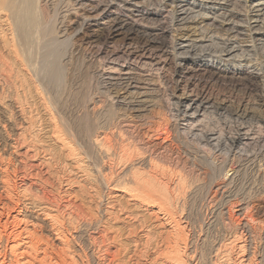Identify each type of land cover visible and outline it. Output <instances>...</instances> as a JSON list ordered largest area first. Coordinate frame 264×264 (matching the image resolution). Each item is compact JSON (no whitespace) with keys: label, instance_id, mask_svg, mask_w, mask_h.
<instances>
[{"label":"rangeland","instance_id":"obj_1","mask_svg":"<svg viewBox=\"0 0 264 264\" xmlns=\"http://www.w3.org/2000/svg\"><path fill=\"white\" fill-rule=\"evenodd\" d=\"M0 1L3 2L5 0H3V1L0 0ZM8 1L11 2V0H6V3H9ZM34 1H35V3H34ZM69 1H70V3H69ZM74 1H72V0H33L32 1L33 4L37 3L34 6H35V8H36V6L38 8V9L36 8L37 9L36 11H38V12H36V16H37V14L40 15V16L39 15L37 16L39 18L38 26L42 28V29L39 28V32L41 35L44 36V38L41 35L37 36L38 39L34 41L35 43L32 46V48L34 47V51L31 50V48L28 49V52H30V54L29 53L28 54L30 56H32L31 57L32 60L30 59L29 55H28V57L26 56L27 58L24 55L22 56L23 52H24V54L26 52V55H27V51L23 50L21 48L23 51L22 52L21 49L18 48L20 44L18 42L17 37H16V39H15V36L14 37L11 36V38H9L10 36H7L8 39L5 37L6 40H8L7 41L8 47H6L4 50L2 49L3 52L1 51V53L3 54L2 58L7 65L5 66L4 64H0V102H1L0 104L2 106V108L0 106V166L1 167H7L9 169H11V168L16 169L17 177L15 179L13 178V180H14L13 184H15L14 187L16 190H18V191L21 190V192L23 193V195H22V193L18 194L20 197L17 195L16 198L20 199V203H23L24 201L22 199L23 198L25 199L26 196H29V194H30L29 197H32V196L39 197L40 194L42 196L43 192H44L43 194H45L46 196H49L52 193L58 194L59 192H66L67 191L66 194H70V195L69 196L67 195L65 200L66 199H67L66 201L71 200V202L73 201V203H74L75 198L73 196H75V197L80 196V198L81 197L85 198L87 196V193H88L89 196L87 198H89L92 194H95L98 190L99 191L101 190L100 184H94V181L89 180L91 178V175L89 178H86V181H84V182L83 181L80 182L78 180L77 182L73 181V183L69 184V185H67L68 183L67 184L65 183V185L63 184L67 177L62 176L61 174H63V172L65 171V167H67L74 160L71 158H68V156L67 157L64 156L65 158L62 157L61 159L57 156V155H60L59 149H60V144L62 145V143L58 138H56L57 140H55V137H58V136L51 135L50 132H48V131H49V129H52V128L55 129L54 127H57L56 129H58V130L52 129V131H57L58 133H60L62 135V137L65 135V138L64 137L63 138L68 140V143H70V146H73L76 149H79L80 152H84L85 151L84 149L87 146L86 151H88V152L85 151V153L86 154L88 153L87 156L89 157L88 159L91 162V165L93 168V169H91V168H89V169L92 170V174H94L95 172L98 173L99 177L96 175V173L93 175V177L95 176L96 179H98V178L100 179V172L101 173L105 172V166L100 164V158L93 152V150H91L92 148H90L91 147L90 144L92 143V140H93V138H91V137L101 136L100 135V127L104 126L108 129H114L112 131L113 132L112 134L114 136L113 139L117 142V136L118 135H117V130L115 128L117 126V123H119L120 117H125V118L131 117V118H133V116H135V115H133L134 113L128 111V109L125 105L116 103L117 97H114L116 95L111 93V92H113L112 91L113 88H110V90H109V89H107L108 87L105 88V87L101 86L103 83L102 81H105L106 80L105 78H108L110 76L111 77H122V75H123L124 77H131V78L136 79V81H137L136 87L140 88V90L139 89H130L129 91L132 93H134V92L143 93L146 91L148 95L145 98V100L147 99L146 101L148 102L152 99V101L150 103V104H152V106L147 108L146 111L140 112L141 115L138 117V119H132V120L134 122H137L138 125L139 124L143 125V127H140L141 129L139 128L140 129L139 131L141 133L142 132L144 133L143 137L145 138L144 141L146 143L149 142L148 144H150L151 146L155 145L156 148H161V147L162 148L163 147L170 148L172 153H174V154L176 153V156L179 157L178 163L176 161H174V159H173V162H171V163L167 162L168 161L167 159H164L161 161L162 163L161 162L159 163V166H161V168H163L165 172H167V169H168L167 174H168L169 179L171 180L169 183V186L171 187V185H173L175 182L177 183V181H178L180 184V188H179V191L177 193L168 194V197L171 199L170 200V206H167L168 211H170L169 216L171 217V218L169 217V219H168V221L171 220L170 221L171 223H169L168 226L163 225V223H165L166 221L162 220V218H167V216L164 217V214H157L156 213L157 208H149L147 206L141 205L140 202L137 203L136 201L128 202L129 201L127 199L128 197H125V200L121 199L122 202L127 201L128 204L129 203H131V205L135 204L133 208H137V210L133 209V211H135V212H133V214H135V215L138 214L137 215V220H138L137 222H136V220L133 219L129 222L132 225L127 223L130 226V227H128V228H130L129 231H132L131 229L133 228V224H134L135 229L137 231V232L135 231L134 233H136V234L129 232V233H127V235L126 234L124 235V237H123L124 239L123 238H121V239L123 241V244L125 243V244H127V246L130 245V246L126 247L128 253L134 251L133 250L134 247L132 248L133 241L137 242L138 248L139 247L140 248L137 249L138 256H139L138 258L133 256V259L131 261H125L126 259L124 258L125 257V255H124L125 253H124V254H122V255H124V257L119 256L120 261L124 260L125 262H127V264H153V263L154 264H200V263L201 264H210V263L211 264H216V263L217 264H225V261L227 259L225 256L230 255L229 257L231 258V261H230L231 264H235V263L240 264L239 260H237V259H239L237 257V255H240L239 256L240 259L249 260L248 262L244 261L245 262L244 264H264V262H263L264 261V164L260 161V159L262 157L260 159L256 160L257 163L255 164V167L248 166V164L244 161L245 156L241 157V154L240 155L236 154V156L234 157L235 159L232 156L230 157V155H228L230 153L227 151L228 150L227 143L224 140H227L228 135L231 132L230 129L233 125L232 124L230 125V123L227 125V123H226L224 126V123H222V121H220V120L218 121L217 119L215 120L213 117H211L212 119L211 118L207 119L208 118L207 115H206L207 117L204 116V119H203V117H202L203 111L199 112L200 114H199L198 118L194 122H192L193 125L196 126V127L194 126L193 128H196V130H197V131L192 132L193 135H201L200 131L201 130L204 131V128H207L208 126H210V128H212V127L216 128V129L220 128L219 129L220 133L224 131L223 133H221L223 135V137L219 133L218 129L217 130L215 129V130L222 137V139H223L222 143L225 146L223 145L220 148L211 147L214 144V142L212 145H208V146L205 145L204 146V143L200 144L197 140H195V141L193 140V138L196 139L195 136H193L191 139H187L185 136L179 135L178 131H180L182 134H185V133H183L184 132L183 130L187 124L185 122L180 123L182 125H178V127H177L175 125L176 124L175 118L172 115L173 113L170 111L171 108H170L169 103H170L171 99L169 97V93H170V90H172V88H171L172 86H171L170 81H171V79H173L174 67L171 64V62L167 61V56H164L162 53H159L157 51L159 44H154V45L152 44L151 46H145V39H144L145 37H144V35L142 36L140 34L142 29L145 31V28L143 27V25H147V24L152 25V24H160L161 23L160 25L163 27V30L165 29L166 31H161L160 33L159 32L157 33L159 35V38H158L159 41L158 42L160 44H167L170 41V37H171V30L169 29V27H167V22H168L167 16H168V14L166 13V11H169V8H167L166 11L164 10V12H160V13L158 12L159 14L158 13L153 14L150 12L153 15L148 16L149 21H143V20L138 21L139 22L138 24H140V25L137 24V25H133V27H132L134 30H136L137 33L130 34L129 36H126L125 33H123L121 35H115L117 33L110 35L109 27L111 25V22L116 21V19H119V21L124 19V21H125V18H127V17H123V16H121V14H119V9L117 7L116 8L112 7L111 11H110L111 13H108L104 16H101L100 19L96 22L95 27H97V28H95V29H100V28L105 29L104 33H102L98 39H91V41H90V38L88 37V35L91 33L89 30L81 31V33H78V34L76 32L80 28L79 25L81 24L80 22L82 21L80 19L83 18V17H81V13H83V11L79 9V7H80L79 4L76 5L75 3H73ZM144 1L147 2V5H149L148 7H150V8H152L154 6V3H155L154 0H144ZM234 1L236 2V4H238V6L240 5L241 7H243L246 5V6H250V8H253V6L259 0H243V1L234 0ZM86 3H87V5H86ZM86 3H83V4L86 6L90 5V4H88V2H86ZM19 4H20V1H19ZM67 4L72 5L73 7L68 6L69 7L68 8L66 6ZM80 4H82V3H80ZM64 7H67L69 10L73 9L72 10L73 15L66 14L67 9ZM87 8L89 9L90 7H87ZM187 9H189V11ZM177 10H180L179 11L180 13L177 15L178 20L185 18L187 15L189 16L190 12H193V14H202V15L204 14V15H206L208 17V19L206 20L207 22H210L209 18H212L214 16L213 13L215 12V11H212V12L211 11H205V10L199 9L198 7H192V6H186V5H184L182 8H179ZM76 11H78V12H76ZM41 12H43L42 13L43 15H41ZM184 12H185V14H184ZM219 12L220 11L217 10L215 15H217ZM63 14L64 15L66 14L65 17H63L64 19L62 18V16H64ZM140 14H142V13H140ZM260 14H264V10L262 12H260ZM43 16H44V18H43ZM38 18H37V20H38ZM128 18H132L133 20H138V18H139V20H140L141 17L140 16L139 17L129 16ZM61 20H62V22H61ZM50 21L53 22V24ZM126 21L131 22L130 20H126ZM49 22L51 24H49ZM162 22H163V25H162ZM42 25H43V27H42ZM44 26H47L46 27L47 29L44 28ZM50 27H52V28H50ZM43 29H44V32H41L40 30L43 31ZM45 33H47L46 36H45ZM48 33H49V35H48ZM47 37L49 40L47 39ZM56 37H58V38H56ZM12 38H14L15 40H12ZM54 39L56 42L54 41ZM13 41H15V42H13ZM40 41L42 44L41 43L39 44ZM36 42H38V43H36ZM254 44L256 46V51L259 50L262 46H264V35L257 37L256 41H254ZM204 45H209V44H208V42H205ZM244 46H251V45H250V43H248L247 45H243L241 48H243V49L246 48ZM11 47L13 50L11 49ZM52 47H54V48H52ZM7 48H9V50H7ZM40 49H41V51H40ZM16 50H18L19 52ZM47 50L49 51L48 53L50 55L47 53ZM57 50H58L59 54L56 53ZM10 51H11V53H10ZM17 52H18L19 56L16 55ZM38 52H39V54H38ZM248 52H249L248 54H251V49H249ZM40 53H42V54H40ZM235 53L239 54V51L234 52V54ZM8 55H10V56H8ZM43 55L46 57H44ZM141 55L143 57H141ZM49 56H50V59L48 58ZM21 57L23 59H21ZM24 57L26 59H24ZM28 59H29L28 62L32 61L31 64H32V66L34 65L33 66L34 69H32V67H31L32 71H31V69L29 70V68L25 67V60L27 61ZM33 59L36 60L35 62H37L38 64H36V63L34 64ZM45 59L47 61H45ZM165 59H166V62H164ZM50 60H52V61L50 62ZM42 63H43V66H42ZM44 64H45V66H44ZM222 64L223 63H221V65ZM53 65H54V67H53ZM7 66H8V68H7ZM41 66H42V68H41ZM46 66H47V68H46ZM185 66H189V67L191 66L192 67V64L190 61H187ZM39 67L41 69H39ZM217 67L218 68L220 67L221 70L223 69V67L220 65ZM229 67L230 68L226 69V71H224V72L222 71L220 73H218L219 71H217V70L207 68L206 65L199 66L196 69L201 71L203 77H205V78L210 77L211 79H213L212 83H211V89H209L213 96L218 97V98L222 97V96H226V97H230L234 101L235 100L237 101L240 98H238L239 96L236 95L237 92H234V90L231 87L232 85H230V84H235V85L238 84L239 86H237V87L239 89H242L244 86L253 87V86H255L256 83L253 79H251L254 76H250V74L248 75V73H247L248 71L246 69L243 68L240 71H238V70L236 71L233 68L231 69V66H229ZM148 68H149V70H148ZM45 70L47 72H45ZM203 70H205L207 72L203 73ZM16 72H18V73H16ZM30 72H32V73H30ZM16 74H18V75L15 76ZM1 76H2V79H1ZM35 78H37V79H35ZM50 79H52V80H50ZM144 80H146V82H148V83H146ZM7 81H9V82H7ZM20 83H21V85H20ZM13 85H16V86L14 87ZM19 85H20V88H22L21 86H23L25 89L22 88L23 89V91H22L19 88V90H18L17 86H19ZM9 86H11V87H9ZM192 88H193V86H189V90H191ZM198 88H200V87H198ZM16 89L19 92L16 91ZM34 91H35V93H34ZM21 92H23V93H21ZM28 93H29V95H28ZM16 94L18 95V97L20 95V98L17 99L15 97V96H17ZM120 99H119V101H120ZM26 103H29V104L26 105ZM31 104L34 105L35 108ZM29 105L32 106V108ZM251 106H252V103L250 105H248V107H251ZM10 107L12 108V110ZM29 107L31 108V110ZM21 109H23L24 113L22 112ZM30 111L33 113L32 115L29 113ZM29 114H30V117L33 116V118H31V120H30L29 116L27 118V115H29ZM10 116L13 118L12 119L13 121L11 119L7 120V119H9L8 117H10ZM23 117H24V119L25 118L27 119V120H25L26 122H22ZM38 117H39V119H37ZM41 118H43L42 120H44V121L41 122L39 126L37 123L35 125L33 124L34 127H33V125H30L31 124V123H29L30 121L31 122H33V120L34 121L36 120V122L42 121ZM208 120L210 121L211 124L209 123ZM211 120H213V121H211ZM197 121H202V122H200L198 124ZM213 122H214V124H213ZM219 122H221V123L219 124ZM33 123H35V122H33ZM36 125H37V129H36ZM49 125L51 126V128H49V129L45 128V126H49ZM226 125H227V127L228 126L229 127L227 128ZM30 126L33 129L32 128H30V130L27 129V127L29 128ZM41 126H42V129H44V128L45 129L42 130L40 128ZM23 128L27 129V131L25 129L23 130ZM88 128H89V130H88ZM221 128L223 131L221 130ZM40 129H41V131H40ZM28 130H29V133H31V134L28 133ZM93 130H95L96 132H94ZM255 130H256V136H258L260 134L259 136L262 139V137H261L262 128H260V126H259ZM21 131H22V133H21ZM31 131L32 132L35 131V133L33 132V134H32ZM26 132L28 134H25ZM37 132H39V133H37ZM41 132H43V133H41ZM61 132L62 133L64 132V134H62ZM87 132H89V134ZM47 133L51 136H49ZM225 133H226V135H225ZM18 134H20V135L25 134V135H23V137L24 138L26 137L25 138L26 140H24L23 137H19ZM34 134H37L39 136V138H38V136L34 138V136H33ZM92 134H93V136H92ZM68 135H70V136L67 137ZM146 135H147V137H145ZM80 136H82V137H80ZM224 136H226V137H224ZM22 139H23V141H21ZM35 139L38 140V142H36ZM40 139H42V140L39 141ZM79 139H80V141H79ZM87 139H89V140H87ZM261 139L258 140V143H254V144L249 143L250 141H248L249 146H251V147L248 146V148H245V146L243 145L244 142L246 144H248V143L246 141H242V143L237 146L236 151L239 152L240 149L245 148V149H247V152L245 153V155L246 154L250 155L251 153H257L258 148L260 147L262 149V146H263V143H260ZM27 140L28 141L30 140V141L28 142ZM191 140H192V142H191ZM19 141H21V142H19ZM26 141H27V143H26ZM31 142H33V143H31ZM40 142H42L43 144ZM37 143H38V145H37ZM256 144H257V146H256ZM10 145L15 146L16 149L10 148ZM16 145L17 146L19 145L18 146L19 148ZM35 147H36V150H34ZM38 147H40V148H38ZM28 148H29V150H28ZM41 148H43V149H41ZM223 148H225V151ZM226 148H227V150H226ZM46 149H47V151H50L49 155L45 152ZM57 149H58V151H57ZM37 150H38L37 153L34 152ZM51 151H54L55 153L53 154V152H51ZM64 151H66V150H64ZM160 151H162V149ZM249 151H250V153H249ZM25 152H27V153H25ZM33 152L36 153V155ZM43 152H45L44 153L45 155L43 154ZM24 153H25V155H23ZM63 153L65 154V152H63ZM33 154H34V156H33ZM225 154H226V156H224ZM50 155H53V156H50ZM237 156H238V158H237ZM51 157H52V159L50 160ZM165 157L167 158V155ZM31 158H33V159H31ZM53 158H54V160H53ZM58 158L60 160H58ZM224 158L226 159L225 163L227 164V166L226 165L222 166L223 164H225V163H223L225 161ZM47 159H48V161H47ZM56 159L58 161L57 164L55 163V162H57ZM239 159H240V161H239ZM165 160H167V161H165ZM50 161L54 162V163H52V166H51ZM69 161H71V162H69ZM44 162L46 164H44ZM49 162H50V164H49ZM67 162H68V164L66 165L65 163H67ZM174 162L176 163L175 164L177 166L176 168H175V165L173 164ZM38 163H40V165ZM63 164H64V166H63ZM30 165H32V166L30 167ZM37 166H38V168H40L39 170H37ZM42 166L43 167L45 166L46 169L43 168ZM228 166L231 168H234L233 170L236 172V175L233 178L234 180H233V187H232V189H233L232 194L235 195V197L231 198L230 202L224 203L225 205H222V207L220 208V210H221L220 212H216V208L219 207V205L217 203V201L219 199V196H218L219 193L217 191V185L216 184L221 183L220 180L221 181L223 179L228 180L234 176V175H232L233 172L229 170ZM57 167H58V169H57ZM261 167L263 169H261ZM51 168H53L52 171H51ZM47 169H48V171H47ZM40 170H41V173H39ZM43 171L46 173H44ZM121 171L119 170L118 172L120 173ZM49 172L52 174H49ZM36 173H39L41 175L38 174L39 176H37ZM58 174H59V176H58ZM22 175H25V176H22ZM49 175H51V176H49ZM78 175H80V174H78ZM231 175H232V177H231ZM57 176H58L59 180H58ZM61 177H63V178H61ZM154 177L155 178L157 177L156 180L160 179L159 176H157V175H155ZM17 178H18V180H17ZM43 179H45V180H43ZM61 181L63 183H61ZM160 181L165 182V180H163V179H160ZM45 182H46V184H45ZM59 182L61 185L59 184ZM49 183L51 186L49 185ZM47 184H48V186L46 187ZM89 185H91V186H89ZM183 187L185 189H187V187H188V189L185 190ZM189 187H190V189H189ZM22 188H24V190L26 189L25 190L26 192H24V190H22ZM93 189H95V190H93ZM90 190H92V191H90ZM50 191H52V192H50ZM106 191L107 190H105V192ZM111 191L109 192V190H108L107 193H110L112 196H113V194H117V195L120 194V193H113V191L112 192ZM170 191H171V189H170ZM184 191H186V192H184ZM12 192H14V190ZM39 192H40V194H39ZM31 193L33 195H31ZM36 193H37V195H36ZM0 194H1L0 196L2 197V200L0 201V212L2 210V204L3 205L6 204V208L8 207L7 208L8 212L11 213L10 214L11 216H13V217L15 216V222H17V224H10L8 226L9 227L8 231H11L12 229H14L16 227L20 228L21 230H27L26 232H28V230L30 232L33 231L32 234L30 232H28L29 234H27L25 231H23L22 232L23 233L22 238L26 237L25 239H27V238L32 239V237L35 236L36 234L37 235L40 234L39 231H41V230H38V226H36V225H38V223L36 220L27 219L29 217V214H28V217L26 219H22L23 218L22 215L17 214V212L12 209V207L14 206V203H15V200H14L15 197H14V199H11L14 202H12L8 196L7 197L9 200L7 198L4 199L6 197V193L4 191H2L1 186H0ZM181 194H183V195H181ZM172 196H173V198H172ZM49 197H51V195ZM241 199H245L244 202H246L245 203L246 206L245 205L239 206L240 203H238V200H241ZM7 200L9 203L7 202ZM172 201H174V202H172ZM132 203H134V204H132ZM77 204H79V202H77L76 205ZM136 204H138L139 206L136 207ZM81 205L82 204H80L79 206H81ZM140 206H141V208H140ZM84 208H86V207H84ZM100 208H101L100 210H103L101 205H100ZM169 208H170V210H169ZM17 210H19V209H17ZM6 213L7 212H4L5 215H4V218H2V223L7 218ZM218 213H221L220 214L221 217L219 215H217ZM214 214H216L217 216ZM172 215H174L175 217ZM141 216H143L144 218L146 217L145 219L148 220V224L154 225L152 232L161 233V234H163L162 236H164L163 238H167L166 242H165V240L161 241L160 238H158V237L156 238V235L149 234L150 236L148 238L145 237L148 240V242H146V245H145L144 241H147V240L143 236H146L148 234V231L142 232L140 229L139 230L137 229V227L139 228V224H137L139 222V219L143 218ZM0 219H1V217H0ZM149 219H150V221H149ZM11 221H12V219L9 220V222H11ZM176 224H178L179 226ZM242 225H243V227H242ZM14 226H16V227H14ZM118 226H120V225H118ZM155 227L157 228V230ZM33 228L35 229V231ZM248 229H250V230H248ZM0 230H1V228H0ZM162 231H164V232H162ZM124 232H126V230ZM131 234L132 235L134 234L133 235L134 237ZM79 235L81 237H78ZM129 235L131 238L129 237ZM227 235H228V237L226 239ZM229 235H231V236L229 237ZM42 236H43V239L45 236L46 242L44 240L43 244L38 246V248L47 247L48 250H50L51 249L50 247L52 246L54 248L59 247V248L66 250L65 247L61 246V241H60V243H58L59 240L55 241V238H53L51 236V234L49 235V234H47V232H45L44 234H42ZM66 236H67L68 240L65 241L64 244L67 247H71L73 249H75V248L78 249V247L76 245V241H74V240H77L75 238L78 237L79 240L83 241V238L85 239V238H87V236L92 237L93 234H90V232L85 233L83 230L81 231V230L77 229L73 233L69 232ZM135 236H137V237H135ZM237 236L239 237V239ZM240 237H241L242 241L240 240ZM71 238H73V240ZM154 238L157 239L158 241H154L155 240ZM125 239L128 241L126 242ZM176 239H177V241H175ZM138 242L140 243L141 246L139 245ZM128 243H130V244H128ZM159 243H160V245H159ZM220 243H222V244L220 245ZM1 244L3 245L4 243L1 242ZM228 244H229V246H228ZM168 245H170V246H168ZM223 245L227 246L228 249L225 248ZM234 245H236V246H234ZM238 246L242 247V248H240V250H238L237 249V248H239ZM0 247H1V245H0ZM221 247H222V249H221ZM179 249H181V250H179ZM242 249L243 250L246 249L247 251L245 250L244 253H242V251H243ZM153 250H154V252H153ZM214 250H216V251H214ZM222 250H225L226 252L227 251L229 252V250H230V252L226 253L225 251H222ZM113 251H114V249L111 248V252H113ZM167 251H168V253H167ZM212 252H213V254H212ZM155 253L158 255V257ZM241 253H242V255H241ZM223 254H225V256ZM220 255H221V257H220ZM235 255H236L237 259L235 258ZM216 256H217V258L215 259ZM54 257H56L54 253H49V259H52ZM198 257H199V259H198ZM41 258H42V254L37 253L36 255H33L30 252V250H26V253L18 255L16 257V260L20 264H22V263H25V264H42V263H40ZM246 258H248V259H246ZM64 259L66 261H69V259H67V258H64ZM202 259H203V262H202ZM150 260L152 263L150 262ZM214 260H216V261H214ZM218 260H219V262H218ZM135 261H137V262H135ZM177 261H178V263H177ZM228 262L229 261H227L226 264H228ZM230 262H229V264H230ZM241 264H243V263H241Z\"/></svg>","mask_w":264,"mask_h":264},{"label":"bare ground","instance_id":"obj_2","mask_svg":"<svg viewBox=\"0 0 264 264\" xmlns=\"http://www.w3.org/2000/svg\"><path fill=\"white\" fill-rule=\"evenodd\" d=\"M19 1H20V4H19ZM32 1L31 0H11V2L8 1L9 3H6V0L3 1L4 3L0 1V38H1L0 39V64H4L5 66L7 65L4 62V60L2 58L3 54L1 53L2 49L4 50L6 47H8L7 46L8 40H6V38L8 39L7 36H10L9 38H11V36H13V37L15 36V39L17 37L18 42L20 44L19 45L17 43L19 45L18 48H20V49L22 48L23 50L27 51V55H26V52L24 54V52L21 49V51L23 52L22 56L24 55L25 57L26 56L28 57V55L30 54V52H28L29 48H31V50L34 51V47L32 48V46L35 43L34 41L38 39L37 36L41 35L39 32V28L40 29H42V28L38 26L39 18L37 16L39 14H37V16H36V12H38L36 10L38 8L36 6V8H37L36 9L34 6L37 3L33 4ZM72 1H74V0H72ZM154 1H155L154 6L152 8H150V7H148L149 5H147V2H145L144 0H75L73 3H75L76 5L79 4L80 5L79 9L83 11V13H81V17H83V18L80 19V20H82L80 22L81 24L79 25L80 28L76 32L78 34V33H81V31L89 30L91 33L88 35V37L90 38V41H91V39H98L99 36L102 33H104L105 29H101V28L95 29V28H97V27H95L96 22L100 19L101 16H104L108 13H111L110 11H111L112 7H115V8L117 7L119 9V14H121V16L127 17V18H125V21H124V19L120 20V21H119V19H116V21H114V22L112 21L111 25L109 27L110 35L115 34V33H117L115 35H121V34L125 33L126 36H129L130 34L137 33L136 30H134L132 27H133V25H137L139 23L138 21H142V20L143 21H149L148 16H151L153 14H157L158 12L159 13L164 12V10L166 11V9L169 8V11H166V13L168 14V16H167V20H168L167 27H169V29L171 30V37H170V41L167 44H160L158 42L159 41L158 40L159 35L157 33L158 32L160 33L161 31H166L165 29L163 30V27L160 25L161 23L160 24H152V25H150V24L143 25V27L145 28V31L142 29L140 34L142 36L144 35V37H145L144 38L145 39V46H151L152 44L153 45L159 44L157 51L159 53H162L164 56H167V61L171 62V64L174 67L173 79H171V81H170L171 86H172L171 87L172 90H170V93H169V97L171 99V101L169 103L170 108H171L170 111L173 113V114L172 113L171 114L175 118V123H176L175 125L177 127H178V125H182L180 123L185 122L187 124L183 130L184 132L182 131L185 134H182L180 131H178L179 135L185 136L187 139H191L193 136H195L196 139L193 138V140L194 141L197 140L200 144L204 143V146L205 145L206 146L212 145L214 142V144L211 147H215V148L222 147L224 145L222 143L223 135L221 133L224 132L222 130V128H221V130L223 132H221V133L219 130L220 128H217L222 137L216 131L217 130L216 128H213V127L210 128V126H208L207 128H204V131L201 130L200 131L201 135H193L192 132L197 131V130H196V128H193L195 125H193L192 122H194L198 118V116L200 114L199 112L203 111L202 112L203 113V115H202L203 119H204V116L205 117L208 116L207 119L213 117L215 120L217 119L218 121L219 120L222 121V123H224V126L226 123H227V125L229 123H230V125L231 124L233 125L232 126L233 128L231 127L232 130L229 128L231 132L229 135L227 134L228 135L227 140H224L227 143L228 150H227V148H226V150L230 153V154H228V155H230V157L232 156L234 158L236 156V154H239V155L241 154V157L245 156L244 161L248 164V166H253V167H255V164L257 163L256 160L260 159L262 157L260 159V161L264 164V46H262L259 50L256 51V46L254 44V41H256L257 37L264 35V14H260V12H262L264 10V1L259 0L253 6V8H250V6H246V5L243 7H241L240 5L238 6V4H236V2L234 0H154ZM239 1H243V0H239ZM86 2H88V4H90V5L86 6L87 5ZM34 3H35V1H34ZM69 3H70V1H69ZM80 3H82V4H80ZM83 3H86V5H84ZM68 4L66 5L67 7L72 6V5H68ZM183 4L186 6L198 7L199 9L205 10V11H211V12L215 11L213 13L214 16L212 18H209L210 22H207L206 20L208 19V17L206 15H204V14L203 15L202 14H193V12H190L189 16L187 15L185 18L178 20L177 15L180 13L179 12L180 10H177V9L182 8L184 6ZM67 7H64L67 9L66 14L73 15V12H72L73 9L69 10L68 9L69 7L68 8ZM87 7H90V8L88 9ZM187 10L189 11V9H187ZM217 10L220 12L217 15H215ZM76 12H78V11H76ZM150 12L153 14H151ZM42 13L43 12H41V15H43ZM140 13H142V14H140ZM184 14H185V12H184ZM65 15L62 16V18L65 17ZM129 16H133V17L134 16L135 17L140 16L141 18H140V20H139V18H138V20H133L132 18H128ZM36 17L38 18V20ZM43 18H44V16H43ZM126 20H130L131 22H127ZM50 22H49V24H51V23L53 24V22H51V23ZM61 22H62V20H61ZM138 25H140V24H138ZM162 25H163V22H162ZM47 26H44V28H46ZM42 27H43V25H42ZM50 28H52V27H50ZM40 31L44 32V29H43V31L42 30H40ZM46 35H47V33H45V36ZM48 35H49V33H48ZM41 36H43V35H41ZM43 38H44V36H43ZM56 38H58V37H56ZM15 39L12 38V40H15ZM47 39H48V37H47ZM54 41H55V39H54ZM13 42H15V41H13ZM205 42H208L209 45H204ZM36 43H38V42H36ZM40 43H41V41L39 42V44ZM248 43H250L251 46H244V47H246L244 49L241 48L243 45H247ZM52 48H54V47H52ZM11 49H12V47H11ZM249 49H251V54H248ZM7 50H9V48H7ZM16 51H18V50H16ZM40 51H41V49H40ZM236 51H239V54H237V53L234 54V52H236ZM18 52L16 53L17 56H19ZM48 52L49 51L47 50V53ZM10 53H11V51H10ZM56 53L59 54L58 50L56 51ZM38 54H39V52H38ZM40 54H42V53H40ZM8 56H10V55H8ZM25 57H24V59L27 58V57L26 58ZM29 57L31 59L32 56L29 55ZM44 57H46V56H44ZM141 57H143V56L141 55ZM48 58L50 59V56ZM21 59H23V58L21 57ZM28 61H29V59L27 61L25 60V67L29 68V70L31 69V67H32V69H34L33 68L34 65L32 66V64H31L32 61L31 62H28ZM35 61L36 60L33 61L34 64L35 63L38 64ZM45 61H47V60L45 59ZM51 61L52 60H50V62ZM187 61L191 62L192 67L191 66L190 67L185 66ZM164 62H166V59L164 60ZM221 63H223V64L221 65ZM54 65H53V67H54ZM202 65H206L207 68L217 70V71H219L218 73H220L222 71L223 72L226 71V69L230 68L229 66H231V69L233 68L236 71L237 70L240 71L241 69L244 68L248 71L247 72L248 75L250 74V76H254L251 79H253L256 84L253 87L244 86L242 89H239L237 87V86H239L238 84L237 85L230 84V85H232L231 87L234 90V92H237L236 95L239 96L238 98H240L237 101L236 100L234 101L230 97H226V96H222L219 98L215 97L212 95L211 91L209 90V89H211V83H212L213 79H211L209 76H208L209 78L203 77L201 71L196 69L197 67L202 66ZM219 65L223 67L222 70L220 67L219 68L217 67ZM42 66H43V63H42ZM42 66H41V68H42ZM44 66H45V64H44ZM47 66H46V68H47ZM7 68H8V66H7ZM41 68L39 67V69H41ZM32 69H31V71H32ZM148 70H149V68H148ZM45 72H47V71L45 70ZM205 72H207V71L203 70V73H205ZM16 73H18V72H16ZM30 73H32V72H30ZM17 75L18 74H16L15 76H17ZM1 79H2V76H1ZM35 79H37V78H35ZM105 79H106L105 81H102L103 83L101 86H103L105 88L108 87L107 89H109V90H110V88H113L112 89L113 92H111V93L116 95V96H114V97H117L116 103L125 105L127 107L128 111L134 113L133 115H135V116H133V118H131V117L130 118L120 117L119 123H117V126L115 128L117 130V135H118L117 136V142L113 139L114 136L112 134L113 133L112 131L114 129H108L104 126H101L100 127V135L101 136L94 137L92 134L93 137H91V138H93V140H92V143L90 144L91 145L90 148H92L91 150H93V152L100 158V164L105 166V172H102V173L100 172V179L98 178L100 181L98 179H96L95 176L93 177V175L95 173L98 176V173L95 172L94 174H92L91 169H93V168H92L91 162L88 159L89 158L87 156L88 153L87 154L85 153V151L87 150V146L84 149L85 150L84 152H80L79 149H76L75 147L70 146V143H68V140L64 139L65 135L63 136L64 137L63 138L62 135L60 133H58L57 131H52L53 128L49 129V128H51L50 125H49L50 127L45 126V128L49 129L48 132H50L51 135L58 136V137H55V140H57L56 138H58L62 143V145L60 144V149H59L60 155H57V156L60 159L64 156L65 157L68 156V158H71L74 160L67 167H65V171L63 172V174H61L62 176L67 177L65 179V182L63 183L62 182L63 180H62L61 183H63L64 185H65V183L66 184L68 183L67 185H69V184H72L73 181L77 182L79 180L80 182L81 181L84 182V181H86V178H89L91 175V178L89 180L94 181V184H100L101 190L100 191L98 190L95 194H92L89 198H87L89 196L88 193H87V196L85 198H83V197L80 198V196H78L79 198L73 196L75 198L74 203H73V201L71 202V200H68V201H66L67 199L65 200L67 195L68 196L70 195V194H66L67 191L66 192H59L58 194H55V193L50 194L48 192L51 195V197H49L50 195L46 196L45 194H43L44 192L42 193V196L39 192V194H40V196L38 195L39 197H36V196L29 197L30 196V194H29V196H26L25 199L24 198L22 199L24 202L20 203V199L16 198V196L22 192H21V190L20 191L16 190L14 187L15 184H13L14 183L13 178L15 179L17 177L16 169H14V168L9 169L7 167H1L0 166V186L2 188V191H4L6 193V197L4 199H6V198L8 199V197H9V199L11 200V199H14V197H15V199H14L15 203H14V206L12 207V209L15 210L17 212V214L22 215V217H23L22 219H26L28 217V214H29V217L27 219L36 220L38 223V225H36V226H38V230H41V231H39L40 234H38V235L36 234L35 236L32 237V239H30V238L25 239L26 237L22 238V234H23L22 232L23 231L26 232L27 230H21L20 228H17L16 226H14L16 228L12 229L11 231H8L9 230L8 226L10 224H17V222H15V216L14 217L11 216L10 215L11 213L8 212V210H7L8 207L6 208V204L5 205L2 204V210L0 212V217H1V219H0V228H1V230H0V245H1V247H0V264H20L16 260V257L18 255L26 253V250H30V252L33 255H36L37 253L42 254V258L40 259V263H42V264H127V262H125V261H131L133 259V256H135L137 258L139 257L137 249H139L140 247L138 248L137 242L133 241V243H132L133 245L132 244L131 245H132V248L134 247L133 250L135 252L132 251V252L128 253L126 247H128L130 245L127 246V244H125V243L123 244V241L121 239L124 237L125 234L127 235V233H129V232L134 233L136 231L134 224H133V228L131 229L132 231H129L130 228H128V227H130V226L128 224H131L129 222L133 219L136 220V222L138 221L137 220L138 214L137 215L133 214V212H135V211H133V209L137 210V208H133L135 204L132 203L134 205H131V203H129L130 204L129 205L127 203V201L122 202L121 199L125 200V197H128L127 198L129 200L128 202L136 201L137 203L140 202L141 205L147 206L149 208H157V212H156L157 214H164V217L167 216V218H162L163 221H166L165 223H163V225L168 226L169 223H171L170 222L171 220L168 221V219L170 217L169 216L170 211H168L167 206H170V200H171L168 197V194L177 193L179 191L180 184L177 181V183L175 182L173 185H171V187H172L171 188L169 186V183L171 180L169 179L168 174H167L168 169H167V172H165L164 169L161 168V166H159V163L164 159H167L168 161L167 160H165V161H167L169 163L173 162V159H174V161H176L178 163L179 157L176 156V153L175 154L172 153L170 148H166V147L156 148L155 145L151 146L150 144H148L149 142L146 143L144 141L145 138L143 137L144 133L143 132L141 133L139 131L141 129L140 127H143V125L142 124L138 125L137 122H134L132 120V119H138V117L141 115L140 112L146 111L147 108L152 106V104H150L152 99L151 100L149 99L150 101H148V102L146 101L147 99L145 100V98L148 95L146 91L143 93H141V92L132 93L129 91L130 89H139L140 90V88L136 87V84H137L136 79L131 78V77H124L123 75H122V77H111L110 76V77L105 78ZM50 80H52V79H50ZM144 81L146 82V80H144ZM7 82H9V81H7ZM146 83H148V82H146ZM20 85H21V83H20ZM20 85L17 86L18 90L20 88ZM13 86L15 87L16 85H13ZM189 86H193V88L194 87L195 88L194 89L192 88L191 90H189ZM9 87H11V86H9ZM21 87L24 88L23 86H21ZM198 87H200V88H198ZM22 88H20V89L23 91ZM18 90L16 89V91H18ZM21 93H23V92H21ZM34 93H35V91H34ZM28 95H29V93H28ZM15 97L18 99V98H20V95H19V97H18V95ZM119 99H120V101H119ZM251 103H252V106L248 107V105H250ZM27 104H29V103H26V105ZM0 106H1V104H0ZM32 106L34 107V105H32ZM32 106H30V107L32 108ZM1 108H2V106H1ZM31 108H30V110H31ZM23 109H21V110L24 113ZM11 110H12V108H11ZM29 113L31 115L33 114L31 111ZM30 114L27 115V118H28V116L30 117ZM24 117L22 119V122H26L25 120H27L26 118L24 119ZM8 118L9 119H7V120L13 119L11 116ZM31 118H33V116L30 117V120H31ZM37 119H39V117ZM42 119L43 118H41V120ZM43 121L44 120L36 122V120L35 121L33 120V122H35V123H33L31 121L29 123H31L30 125H33V124L35 125L37 123L39 126L40 123ZM211 121H213V120H211ZM197 122L199 124L202 121H197ZM209 123H210V121H209ZM220 123L221 122H219V124ZM213 124H214V122H213ZM34 125H33V127H34ZM227 125H226V127H227ZM259 126H260V128H262V130H261L262 131V135H261L262 139L259 136L260 134L259 135L257 134L259 137L256 136V130L255 129L258 128ZM30 128H32V127L31 126L29 128L27 127V129H29V130H30ZM40 128L42 129V126ZM54 128L56 129L57 127H54ZM24 129L25 128H23V130ZM27 129H25V130L27 131ZM36 129H37V125H36ZM41 129H40V131H41ZM44 129H42V130H44ZM55 129H53V130H55ZM29 130H28V133H29ZM56 130H58V129H56ZM88 130H89V128H88ZM95 130H93V131L96 132ZM33 132L35 133V131H33ZM33 132H32V134H33ZM21 133H22V131H21ZM28 133L26 132L25 134H28ZM37 133H39V132H37ZM41 133H43V132H41ZM87 133L89 134V132H87ZM25 134H23V135H25ZM29 134H31V133H29ZM62 134H64V132ZM23 135L18 134L19 137H23ZM51 135H49V136H51ZM225 135H226V133H225ZM33 136L35 138L38 135L34 134ZM69 136L70 135H68L67 137H69ZM80 137H82V136H80ZM145 137H147V135ZM224 137H226V136H224ZM25 138H24V140H26ZM38 138H39V136H38ZM260 139H261L260 143H263V146L261 145L262 149L259 147L260 149L258 148L257 153H251L250 155H247V154L245 155V153L247 152V149H245V148H248L249 143H252V144L258 143V140H260ZM41 140L42 139H40L39 141H41ZM87 140H89V139H87ZM21 141H23V139ZM21 141H19V142H21ZM27 141H26V143H27ZM35 141L38 142V140H36V139H35ZM79 141H80V139H79ZM242 141H246L247 143H248V141H250V142L248 144H246L244 142L243 145L245 146V148L240 149V151L238 152V151H236V148L239 144L242 143ZM191 142H192V140H191ZM31 143H33V142H31ZM40 143H42V142H40ZM37 145H38V143H37ZM256 146H257V144H256ZM249 147H251V146H249ZM10 148L16 149L15 146H13V145H10ZM38 148H40V147H38ZM43 148H41V149H43ZM161 149H162V151H160ZM223 149L225 151V148H223ZM28 150H29V148H28ZM34 150H36V147ZM64 150H66V151H64ZM57 151H58V149H57ZM34 152L37 153L38 150L34 151ZM45 152L48 155L50 153V151H47V149ZM45 152H43V154ZM51 152H53V154L55 153L54 151H51ZM63 152H65V154ZM86 152H88V151H86ZM25 153H27V152H25ZM25 153L23 155H25ZM36 153H34V154L36 155ZM249 153H250V151H249ZM34 154H33V156H34ZM226 154L224 156H226ZM166 155H167V158L165 157ZM50 156H53V155H50ZM59 158H58V160H60ZM237 158H238V156H237ZM31 159H33V158H31ZM51 159H52V157L50 158V160ZM53 160H54V158H53ZM224 160H225L224 162L222 161L223 163L226 162L225 158H224ZM47 161H48V159H47ZM56 161H57V159H56ZM239 161H240V159H239ZM50 162H49V164H50ZM69 162H71V161H69ZM52 163H54V162H51V166H52ZM55 163L57 164L58 161ZM38 164L40 165V163H38ZM44 164H46V163L44 162ZM65 164L67 165L68 162ZM173 164L175 165L176 163L174 162ZM225 165L227 166L226 163L223 164L222 166H225ZM31 166L32 165H30V167ZM38 166H37V170L40 169V168H38ZM63 166H64V164H63ZM176 167L177 166L175 165V168ZM231 167L228 166L229 170L233 172L232 175H234V176L232 177V175H231L232 178H230L228 180L223 179L222 180L223 182L220 180L221 183L216 184L217 185V191L219 193L218 194L219 199L217 201L219 207L216 208V212H220L221 211L220 208L222 207V205H225L224 203L230 202V199L235 197V195L232 194V192H233L232 187H233V180H234L233 178L235 177L236 172L233 170L234 168H231ZM43 168L46 169L45 166ZM89 168H91V169H89ZM48 169H47V171H48ZM52 169L53 168H51V171H52ZM57 169H58V167H57ZM261 169H263V168L261 167ZM119 170L120 171L122 170V171L119 173L118 172ZM39 173H41V170ZM39 173H36L37 176L41 175ZM44 173H46V172H44ZM49 174H52V173L49 172ZM78 174H80V175H78ZM152 174L154 176L155 175L159 176V178L165 180V182L160 181V179L156 180L157 177L155 178ZM22 176H25V175H22ZM49 176H51V175H49ZM58 176H59V174H58ZM58 176H57V178H58ZM61 178H63V177H61ZM17 180H18V178H17ZM43 180H45V179H43ZM58 180H59V178H58ZM46 182H45V184H46ZM59 184H60V182H59ZM49 185H50V183H49ZM47 186H48V184L46 185V187ZM89 186H91V185H89ZM170 189H171V191H170ZM187 189H188V187H187ZM187 189H185V190H187ZM189 189H190V187H189ZM11 190L12 191L14 190V192H12ZM22 190H24V188H22ZM25 190H24V192H26ZM93 190H95V189H93ZM105 190H107V191L105 192ZM108 190H109V192L112 190L113 193H120V194L119 195L113 194V196H112L110 193H107ZM90 191H92V190H90ZM50 192H52V191H50ZM184 192H186V191H184ZM22 195H23V193H22ZM31 195H33V194L31 193ZM36 195H37V193H36ZM181 195H183V194H181ZM172 198H173V196H172ZM1 200H2V197L0 196V201ZM8 200H7V202H8ZM244 201H245V199L238 200V203H240L239 206H243V205L246 206V204H245L246 202H244ZM12 202H14V201H12ZM77 202H79V204L76 205ZM172 202H174V201H172ZM80 204H82V205L79 206ZM100 205L103 208V210H100L101 209ZM138 206L139 205L136 204V207H138ZM84 207H86V208H84ZM140 208H141V206H140ZM17 209H19V210H17ZM169 210H170V208H169ZM4 212H7L6 213L7 218L2 223V218H4V215H5ZM220 214L221 213H218L217 215L220 216ZM214 215H216V214H214ZM172 216H174V215H172ZM141 217H143V216H141ZM145 218L144 217L142 219L140 218L139 222L137 223V224H139V228L137 227L138 230L140 229L142 232L148 231V234L146 236H143V237L148 238L150 236L149 234L156 235V238L158 237V238H160L161 241L165 240V242H166L167 238H163L164 237V236H162L163 234L158 233V232H152L154 225L148 224V220H146ZM10 219H12L11 222H9ZM150 219H149V221H150ZM118 225H120V226H118ZM176 225H178V224H176ZM242 227H243V225H242ZM77 229L81 230V231L83 230L85 233L90 232V234H93V236L92 237L87 236V238H85V239L83 238V241H81L78 239V237H81L79 235L78 237L75 238L77 240H74V241H76V245H77L78 249H76V248L73 249L71 247H67L64 244L65 241L68 240L66 235L69 232L73 233ZM123 230L124 231L126 230V232H124ZM156 230H157V228H156ZM248 230H250V229H248ZM34 231H35V229H34ZM28 232H30V231L28 230ZM28 232H26V233L29 234ZM32 232H30V233L32 234ZM45 232H47V234H49V235L51 234V236L53 238H55V241L59 240L58 243H60V241H61V246L65 247L66 250L59 248V247L54 248L52 246L50 247L51 251L48 250L47 247L38 248V246L43 244L44 240L46 242V238H45L46 235L44 236V239L42 236V234H44ZM162 232H164V231H162ZM134 234H136V233H134ZM230 236L231 235H229V237ZM129 237H130V235H129ZM135 237H137V236H135ZM227 237H228V235L226 236V239H227ZM71 239L73 240V238H71ZM238 239H239V237H238ZM240 240H241V237H240ZM127 241L128 240H126V242ZM154 241H158V240L155 239ZM175 241H177V239ZM1 242H3L4 244L2 245ZM144 242L146 245V242H148V240L144 241ZM128 244H130V243H128ZM221 244L222 243H220V245ZM139 245H140V243H139ZM159 245H160V243H159ZM168 246H170V245H168ZM223 246L225 248H227V246H225V245H223ZM228 246H229V244H228ZM234 246H236V245H234ZM111 248L114 249L113 252H111ZM240 248H242V247H239L237 249L240 250ZM221 249H222V247H221ZM179 250H181V249H179ZM225 250H222V251H225ZM245 250H243L242 253H244ZM214 251H216V250H214ZM153 252H154V250H153ZM229 252H230V250H229ZM49 253H54L57 258L54 257L52 259H49ZM167 253H168V251H167ZM242 253H241V255H242ZM122 254H124L125 257ZM212 254H213V252H212ZM223 255L225 256V254H223ZM119 256H121V257L123 256L126 260L120 261ZM229 256H225L228 259V260L226 259V261L224 260L225 264L227 261H229V262L231 261V258ZM239 256L240 255H237V257L239 259L236 258V255H235V258L237 260H239L240 264L241 263L244 264L245 263L244 261H246V262L249 261V260H245V259L244 260L240 259ZM157 257H158V255H157ZM220 257H221V255H220ZM64 258L69 259V261H66ZM216 258H217V256L215 257V259ZM198 259H199V257H198ZM246 259H248V258H246ZM214 261H216V260H214ZM135 262H137V261H135ZM150 262H151V260H150ZM202 262H203V259H202ZM218 262H219V260H218ZM229 262H228V264H229ZM177 263H178V261H177ZM22 264H25V263H22ZM230 264H231V262H230Z\"/></svg>","mask_w":264,"mask_h":264}]
</instances>
